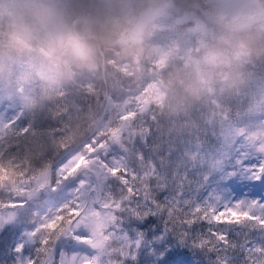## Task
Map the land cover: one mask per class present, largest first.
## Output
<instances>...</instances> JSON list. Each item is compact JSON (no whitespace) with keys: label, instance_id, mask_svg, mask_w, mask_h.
<instances>
[{"label":"rangeland","instance_id":"obj_1","mask_svg":"<svg viewBox=\"0 0 264 264\" xmlns=\"http://www.w3.org/2000/svg\"><path fill=\"white\" fill-rule=\"evenodd\" d=\"M82 1L0 0L7 19L0 27V125L20 114L11 127H0V221H13L0 228V264H14L13 249L20 243L24 255H34L38 243L23 234L60 216L61 206L77 199L82 212L71 226L89 238L86 243L64 238L70 227L66 211L54 231H39L34 238L48 235L56 258L63 251L69 264L73 258L76 264L259 260L252 249L264 243V230L201 221L165 233L164 215L134 217L138 201L124 188L142 198L151 162L158 176L152 191L161 203L177 194L185 176L181 200L201 203L219 196L221 206L259 201L235 194L241 181L254 184L249 177L264 166L259 155L264 152V0H91L86 9ZM150 6L159 9L158 19L133 36L137 13ZM83 11L78 32L98 35L102 58L93 42L71 34ZM26 125L29 131L20 135ZM141 129L149 131L142 137ZM93 138L97 145L107 141L106 150L93 153L98 160L85 149ZM248 149L254 162L244 170L240 162ZM196 153L201 156L193 163L189 157ZM81 156L88 157L85 168L58 183L61 165ZM124 167L127 185L109 171L122 173ZM49 171L62 189L47 190ZM132 171L144 175L132 177ZM79 181L84 183L74 191ZM89 190L97 191L99 202L91 193L86 203ZM13 200L24 206H8ZM217 228L227 241L239 238L240 249L193 246ZM179 231L189 235L181 241Z\"/></svg>","mask_w":264,"mask_h":264},{"label":"snow or ice","instance_id":"obj_2","mask_svg":"<svg viewBox=\"0 0 264 264\" xmlns=\"http://www.w3.org/2000/svg\"><path fill=\"white\" fill-rule=\"evenodd\" d=\"M19 115L20 114H17L11 120L6 121L3 125H0V127H11L19 119ZM29 128L30 126L26 125L25 127L19 129V134H26L29 131ZM148 131V129H141L140 135L143 137L147 134ZM94 145H96L95 148L93 147ZM201 146L202 145L198 143V147ZM106 148L107 141H101L99 145H97L95 138H93L91 143L85 145V149L88 151V157L96 160H98L99 158L93 157V153L98 150H106ZM259 155L264 158V152H260ZM198 156H201V154L196 153L194 155H190L189 158L193 161V163H195ZM88 157L81 156L75 160L69 158V161L61 165L59 169L58 183L63 182L70 177L74 178V176L78 173L80 166L88 162ZM137 161L141 164L144 162V158L141 154L137 155ZM221 163L222 161L220 162V165ZM149 164L150 174L148 175L146 188L142 198L133 188H124V191L130 193V196L135 197L138 201L135 207V218L143 219L148 215L162 214L165 216V233L179 229H188L191 228L192 225L197 224L201 221L214 226L221 224L229 226L240 225L248 229L264 230V203H261L257 200L239 199L231 203L225 202L223 206H221L220 204L219 196H212L210 199L206 198L201 203H193L191 199L181 200L180 197L182 196V192L179 189H182L183 179H186V176L182 178L177 194L174 197L166 198L164 203L156 201L154 198V193L152 191L153 185L151 181L154 179H158V176L156 175L155 165L151 162H149ZM262 165H264V160H262ZM257 167L260 168V173L259 175L253 176V179H259L261 175H264V166L258 165ZM109 171L112 176L119 178L122 185L128 184V167H124L122 173L118 168H112ZM131 175L132 177H137L138 175H144V173L138 174L137 172L132 171ZM83 183V181H79L74 191H79ZM155 186L159 187L160 185L157 183ZM55 190L56 186H53L52 191ZM149 205L151 207H148ZM8 206L23 207L24 202L22 200H13ZM60 211V216L53 217L51 220H48L47 223L37 225L36 228L31 230V232L26 231L23 234L28 238L29 242L38 243V247L34 249V255L29 257L24 255V243L17 244L15 249H13V251L16 253L14 264H38V262L39 264H69V260L63 251L60 253V258H56L55 246L51 243L48 235H46L39 241H36L34 239L39 231H54L57 228L56 221L60 220L61 222H63V213L66 211L69 217L70 227L67 229L68 234L65 235L64 238L82 244L88 241L89 238L87 236H81L77 234L79 231L78 228L71 226L72 218L78 217L80 214L78 199L75 204L70 201L67 206L62 205ZM12 222L13 221L11 220L0 221V228H3L6 224ZM169 225H171V227H169ZM209 233L210 235H208L207 237L199 238L193 246L199 248H207L209 251L215 250V246L218 244L223 245L224 247H228L227 237L223 229L217 228L215 232L209 229ZM178 234L181 238V241H183V239L189 235L187 231H179ZM139 245L140 240L138 239L135 242L136 248H138ZM252 251L257 256H259L260 259L256 260L254 257H246V259H248L249 261V264H264V246L255 247L254 249H252ZM132 258H135L134 254H132ZM71 264H76L74 258L71 260ZM217 264H226V262L218 259Z\"/></svg>","mask_w":264,"mask_h":264},{"label":"trees","instance_id":"obj_3","mask_svg":"<svg viewBox=\"0 0 264 264\" xmlns=\"http://www.w3.org/2000/svg\"><path fill=\"white\" fill-rule=\"evenodd\" d=\"M82 2H84L85 4H86V6H87V8L88 7H90L91 6V0H84V1H82ZM131 13V11L129 10V11H127V14H130ZM76 15H77V13H75ZM0 18H1V20H0V27H2V26H4L6 23H7V19L3 16V14L1 13V10H0ZM6 28H9V26H6ZM14 29L15 28H11L10 29V31H14ZM90 33H94V32H90ZM85 34H88V33H85ZM95 35H96V37L98 36L96 33H95ZM101 46V45H100ZM101 48H102V46H101ZM30 61H31V59H30ZM29 65V64H28ZM260 143V142H259ZM259 143H257V145L259 144ZM246 152H248L246 155H242V157H241V164L243 165L242 166V168L245 170V168H246V170L251 166V164L254 162V159L251 157V156H249L250 155V149H248ZM239 162V161H238ZM239 166H241V165H239ZM239 169H240V167H239ZM244 176H245V172H244ZM132 181L133 180H131L130 182H129V184H131L132 183ZM240 191L241 192H239L238 193V196L237 197H240V195L243 193L242 191H244V190H242V189H240ZM209 235H210V233H209ZM239 238H233V236H230V239L228 240V243H230V245H228V246H231L230 247V249L232 250V251H238L239 249H240V245H239Z\"/></svg>","mask_w":264,"mask_h":264},{"label":"water","instance_id":"obj_4","mask_svg":"<svg viewBox=\"0 0 264 264\" xmlns=\"http://www.w3.org/2000/svg\"><path fill=\"white\" fill-rule=\"evenodd\" d=\"M157 12L151 8L143 10L138 18L137 23L133 28L134 34H139L141 30L151 21L154 17H156Z\"/></svg>","mask_w":264,"mask_h":264},{"label":"clouds","instance_id":"obj_5","mask_svg":"<svg viewBox=\"0 0 264 264\" xmlns=\"http://www.w3.org/2000/svg\"><path fill=\"white\" fill-rule=\"evenodd\" d=\"M16 39H17L18 42H20V43H23V42H24V41H23L21 38H19V37H17Z\"/></svg>","mask_w":264,"mask_h":264},{"label":"flooded vegetation","instance_id":"obj_6","mask_svg":"<svg viewBox=\"0 0 264 264\" xmlns=\"http://www.w3.org/2000/svg\"><path fill=\"white\" fill-rule=\"evenodd\" d=\"M88 202V200L86 201V203Z\"/></svg>","mask_w":264,"mask_h":264},{"label":"bare ground","instance_id":"obj_7","mask_svg":"<svg viewBox=\"0 0 264 264\" xmlns=\"http://www.w3.org/2000/svg\"><path fill=\"white\" fill-rule=\"evenodd\" d=\"M92 34V33H91Z\"/></svg>","mask_w":264,"mask_h":264}]
</instances>
